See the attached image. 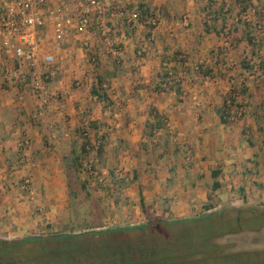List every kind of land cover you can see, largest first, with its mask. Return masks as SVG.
I'll list each match as a JSON object with an SVG mask.
<instances>
[{"label": "rangeland", "instance_id": "rangeland-1", "mask_svg": "<svg viewBox=\"0 0 264 264\" xmlns=\"http://www.w3.org/2000/svg\"><path fill=\"white\" fill-rule=\"evenodd\" d=\"M144 1L146 0H143V4H147ZM167 1V5L170 6V1ZM191 1L194 4L199 2V4L197 3L196 11L204 13L206 18H209V20L207 19L209 22L206 21V23L204 21L196 22L194 25L195 32H198V28L204 29L205 24H207L213 31L216 30L217 33L223 34L222 40L218 39L222 44L218 45L216 43L214 49L206 47L200 54L193 52V49L191 51V47L167 53L165 50L168 51L172 48V44H175L176 36L171 37L173 41H170V43H167L161 37L162 42L159 43V46L163 53L159 55L161 57L159 64L155 68L150 67L149 70H140L141 66L135 62V60H140L137 58L136 51L144 46L142 42H139L140 35L143 37L149 29L141 28L138 34L139 37L137 35L138 41L134 40L132 42L133 51L126 54L125 63L117 64L112 56L107 55L103 57L96 70L92 71L91 67H87L89 68L87 73L90 74L91 78H97V76L106 78L104 81L106 84L105 88H100L99 94L101 96L112 87L110 85L112 76H116L120 81L125 80L126 82L132 78L134 79L123 86L115 85L113 91L109 92L110 96L106 95V93L107 98L100 100L101 102L98 99L90 100L91 93L88 91L91 90V87L88 85L83 86L82 89L87 90V95L81 102L76 101L78 105L72 102V107L76 109L79 104L82 105L80 113L75 112L73 119L70 121L71 132H73L71 142L83 163L82 167L72 171L74 190L77 195L75 198H71L67 185V164L73 159L70 151L69 155L62 160L64 170L62 188L64 191L60 193L57 190L59 189V180L57 179L52 185L53 188H57L56 193L46 191L37 197L35 191L34 197L27 195L30 200L36 198L42 203L40 206L37 205L35 209V213L40 219L36 227L29 230L26 236L13 240L48 237L53 234L78 235L93 231L125 230L126 228L142 226L150 218L154 217L162 220H179L198 217L207 213L204 209V206L208 204L206 196H203L205 200L201 201L200 197H197L199 192L192 193L196 195V198H193V196L189 198L184 193L178 196L175 194L176 191L171 193V188L170 190L168 189L177 183L186 190L184 191L186 193L190 187H194L197 184V180L193 176V178L191 177L192 179L186 180V175H184L178 181H175V178L179 175V170L185 174L188 169H192L193 152L190 148L186 149V144H177L174 141L178 135L172 130L169 132L168 117L164 113H160V109L156 105L161 101L162 95L170 94L178 88L174 85L166 86V80L161 76H166L167 70H171L174 76L183 78L184 81H186L188 75H198L202 79L205 78V80L208 78L211 83L223 80H228L230 83V79L234 80V78L242 77L243 81L241 84L237 88L232 89L230 94L236 93V97L247 108L245 117L250 115L251 118L258 121L257 125L261 124L263 129L261 136L264 142V22L257 17L258 12L264 15V0L246 1L244 3L247 7L246 11L242 10L235 0ZM147 2L149 7L159 9L160 17H167L168 9L165 5H158L159 8L152 5L151 0ZM174 2H176L174 4H177V2L182 3L181 0H175ZM255 8L258 9V12H256ZM168 16L170 15L168 14ZM181 18L182 16L179 17L180 21ZM246 25L250 26V28H247ZM191 26V22L187 27L181 25L176 30V33L188 30ZM245 30L252 32L251 37L254 38V41H249V36L246 35ZM201 40H203V37L197 34L194 42L198 43ZM192 43L193 40L190 41L189 46ZM153 46L154 40L152 43H147L143 59L147 56L148 48H153ZM182 55L186 56V61L180 58ZM243 60H246L252 69L243 68ZM197 67H199V70H196ZM229 71L233 75L225 78V76H228ZM0 75L4 76L2 68H0ZM145 79L149 80V82H140V80ZM71 84L76 89L81 87L82 83L79 79H75L72 76ZM183 84L184 82L182 86ZM1 87L5 88V83H1ZM133 87H142V89L146 87V97L147 95L153 96L154 101L152 104L147 105V107L144 106L145 103L133 106ZM181 87L178 94L183 96ZM125 88H128V90H125ZM82 89L81 91L83 92ZM117 94L119 95L117 96ZM230 94L224 98V101L230 98ZM63 100L60 99V101ZM130 100H132L131 105L128 103ZM66 118L67 116L65 120H67ZM148 119L152 120L150 124L160 119L163 127L158 129L160 133L155 136L149 127L150 124H146L144 135L147 141L145 142L139 141V143L132 145V143L125 141L119 136H110L113 133L111 129L115 123L126 122V124H134L138 129L142 128ZM30 122L37 126L42 124ZM92 122H96L97 132L92 130ZM54 124L56 126L59 125L58 122ZM226 124H229V122ZM85 132L91 134L90 146L97 140L101 141V156L98 157L97 150L96 153H93L92 149L83 150L85 144L83 134ZM252 138L254 139V137ZM23 139H28L32 143L31 138L27 136L23 137ZM165 143H169L171 151L166 154L165 158H162ZM261 155L264 156V153H261ZM263 159L261 157L260 161L262 162ZM255 162L256 164L252 166L253 171L251 172L259 171L258 165H260V162L256 160ZM242 171H244V168H242ZM126 175L128 177V187L120 188L119 185L115 186L113 184L114 178L120 180ZM184 178L185 181H183ZM198 182L201 183L200 186L204 190H210L213 181L198 180ZM221 182L222 187L217 193H212L211 191L207 193V196L211 194L214 202L217 203L215 211L246 208L247 206H254L264 211V180L259 181L258 177L254 178L253 176L244 180L240 178L232 180L227 175L221 178ZM83 184L87 186L86 189L82 188ZM31 187L35 190L33 182ZM241 188H243V191H241ZM22 192L27 194L24 189H22ZM200 192L203 194V191ZM141 196L146 199V212H143L141 208ZM47 201L60 207L50 211L49 208L43 207V203ZM178 208L188 209L189 213L187 215L174 214L173 212ZM175 230L176 227L171 228L162 224L161 235L167 236L174 233ZM101 241L102 239L99 238L96 243L101 244ZM79 244V248L84 250L88 247L97 246L95 243L89 246L88 239H84ZM213 244L214 249L224 256L264 251V228L259 231L243 230L239 233L229 234L214 240ZM48 246L49 248H57L53 244H48ZM64 246L69 248L72 243H66Z\"/></svg>", "mask_w": 264, "mask_h": 264}, {"label": "crops", "instance_id": "crops-1", "mask_svg": "<svg viewBox=\"0 0 264 264\" xmlns=\"http://www.w3.org/2000/svg\"><path fill=\"white\" fill-rule=\"evenodd\" d=\"M138 1L143 3V0ZM147 1L144 2L149 6ZM151 1L152 5L157 7L165 5L170 16L167 14V17H160V23L154 30V46L148 48L146 58L139 61L135 60L136 64L141 66L140 70L157 67L161 58L159 55L163 53L159 43L162 42V39L170 43V41H173L171 37L174 35L176 36L175 44H172V48L168 51L165 50L167 53L191 47V51L193 49V52L200 54L206 47L214 49L216 43L218 45L222 44L218 39H221L223 34L217 33L216 30L213 31L210 28V32L206 33L203 28H198V32H195L194 25L196 22L204 21L206 23L209 20L204 13L196 11L199 2L194 4L191 0H181L182 3L177 2V4H174L176 3L175 0H169L170 6H168L167 0ZM185 14L189 17L192 26L188 30L176 33V30L182 25L179 23V17ZM197 34L202 36L203 40L195 43L194 39ZM140 37L142 38V35ZM161 37L163 38L161 39ZM192 40L193 43L189 46ZM139 42L141 43V40ZM132 49L133 44L130 43L126 54L131 53ZM55 54L60 63L61 76L51 83L50 89L60 93L61 99L65 101H59L45 118L44 124L39 123L40 126L30 122V114L34 109V99L31 94L24 90L16 92L8 86L2 88L1 83L3 81L2 75H0V239L2 240L22 238L28 234L29 230L34 229L39 222L40 218L35 213V209L37 205L40 206L42 203L36 198L30 200L27 194L22 192L21 181L23 178L29 177L32 180L37 197L46 191L56 193L57 188H53L52 185L57 179L59 180V189L57 190L60 193L64 191L62 188L64 181L62 160L69 155L73 148L71 142L73 132H71L70 121L73 119L75 112L80 113L82 105L79 104L76 109L72 107V102H81L86 97L87 90L82 89L83 86L88 85L92 89L97 83V78H91L90 74L87 73L89 71L87 67L90 66L83 58L84 55L80 49L70 48L66 52L55 51ZM230 75H233L231 71L228 72V76H225V78L230 77ZM72 76L81 81V87L76 89L73 87L71 84ZM110 79L112 87L106 90L107 94L105 93L108 96H110L109 92L113 91L115 85L129 84L134 78L128 80V82L125 80L120 81L116 76H112ZM242 81L243 78L240 77L234 78V80L230 79V83L228 80L211 83L208 78L205 80V78L202 79L198 75H188L181 88L183 96L173 91L170 94L162 95L161 101L156 104L160 109V113H164L168 117L169 132L172 130L178 135L174 141L177 144H186V149L190 148L193 152L192 169H188L185 174L179 170V175L175 178V181L186 175V180L193 176L197 180V184L194 187H186L189 189L185 193L186 190L176 183L168 188L169 190L171 188V193L176 191L175 194L178 196L184 193L189 198L192 196L196 198V195L192 193L199 192L197 197L204 201L203 196L207 197V193L211 189L204 190L198 180L213 181L212 173L214 171L221 172L220 177L217 179L221 187V178L227 175L232 180L234 178L244 180L252 176L254 178L258 177L259 181L264 180V159L262 162L260 161L261 157L264 158L261 155V153H264L261 124L257 125L258 121L251 118L250 115L241 121L226 124L222 121L219 113L222 112L224 98L231 93L232 89L237 88ZM140 82L148 83L149 80H140ZM105 85L103 82L101 87L105 88ZM100 88H98V93H100ZM138 88L133 87V106L136 104L141 105V103H145V107L151 105L154 101L153 96L147 95L146 97V87H143V89L142 87ZM125 90H128V88H125ZM88 92L91 93V90ZM89 99L96 100L97 97L91 94ZM132 100L128 101L130 105ZM98 101L100 100L98 99ZM75 105H78V102ZM59 111L63 112L65 117L67 116V120L59 115ZM148 121L142 128L138 129L134 124L115 123L111 129L113 133L110 136H119L132 143V145L139 143V141L145 142L147 141L144 135L146 124L152 123V120L148 119ZM49 122H58L59 125L55 129H51L49 128ZM25 136L32 140V148L26 152L18 149V142ZM24 154L29 155L31 163L20 165L19 159ZM255 160L260 162V165H258L259 171L251 172L253 171L252 166L256 164ZM242 168H244V171H242ZM185 178L183 181H185ZM200 191H203V194ZM241 191H243V188H241ZM44 206L46 209L49 208L50 211L60 207L57 204L52 205L48 201L43 203ZM173 213L187 215L189 210L178 208Z\"/></svg>", "mask_w": 264, "mask_h": 264}, {"label": "built area", "instance_id": "built-area-1", "mask_svg": "<svg viewBox=\"0 0 264 264\" xmlns=\"http://www.w3.org/2000/svg\"><path fill=\"white\" fill-rule=\"evenodd\" d=\"M140 4L143 3L138 0H0L2 81L16 92L24 90L31 94L34 109L30 121L44 124L51 109L61 99L60 93L50 89L61 72L55 51L80 49L94 71L107 55L112 56L117 64L123 63L128 45L137 40L141 28H149L139 38L144 46L136 51L137 58L143 59L147 43L154 40L160 14L159 9L151 8L150 14L143 15ZM179 23L188 26L189 17L183 15ZM180 58L186 61L185 55ZM165 80L166 86H182L184 82L171 70H167ZM230 95L223 107V119L229 123L241 121L247 108L236 93ZM59 115L65 117L61 111ZM48 124L49 128H56L54 123ZM153 133L156 136L160 131ZM90 137L89 132L83 134L85 143L88 144ZM100 145L101 141L97 140L86 149L96 153ZM31 148L32 143L28 139L18 142L19 150L26 152ZM19 163H31L29 155L24 154ZM31 183L29 177L23 178L21 187L27 195L34 197Z\"/></svg>", "mask_w": 264, "mask_h": 264}, {"label": "trees", "instance_id": "trees-1", "mask_svg": "<svg viewBox=\"0 0 264 264\" xmlns=\"http://www.w3.org/2000/svg\"><path fill=\"white\" fill-rule=\"evenodd\" d=\"M242 10H247L244 3L252 0H235ZM143 15L152 12L147 4H140ZM256 12L258 9L255 8ZM258 18L264 22V15L257 13ZM247 28L250 26L246 25ZM204 30L210 32L209 26L205 24ZM249 41H254L252 32L245 30ZM242 67L252 69L246 60L242 61ZM165 79V75L161 76ZM104 76H97L96 86L91 89V94L97 99L107 98L105 94L98 93L105 81ZM176 92H180L181 85L178 84ZM182 88V87H181ZM163 89V88H162ZM225 105V103L223 104ZM220 117L224 123L223 113ZM151 131L162 129L163 123L159 119L150 124ZM94 132L98 131L96 122L91 123ZM89 145L85 143L83 150ZM169 143L164 144L166 157L171 151ZM102 146L97 149L98 157L101 156ZM73 159L67 164V185L71 198L76 197L72 171L83 166L81 157L73 147L71 150ZM221 172L212 173L211 192L217 193L220 182L217 180ZM135 177V175H134ZM127 175L120 180L114 178V185L120 188L128 187ZM83 184L82 188L86 189ZM208 204L204 206L207 213L193 218L179 220H162L161 218H150L148 222L137 228H126L84 232L78 235H50L41 238H27L19 240L0 239V264H264V251L245 252L241 254H230L224 256L214 249L213 241L226 235L239 233L243 230L259 231L264 228V211L254 206L246 208H230L215 211L217 203L214 202L211 194L207 196ZM141 208L146 212L145 198H140ZM214 211V212H212ZM176 227L174 233L167 236L161 235V226ZM146 235V237H144ZM101 238V244L97 239ZM88 239L86 250L79 248V243ZM72 243V246L65 248L64 244ZM48 244L56 245L57 248H49ZM52 247V246H50ZM216 253V254H215Z\"/></svg>", "mask_w": 264, "mask_h": 264}]
</instances>
